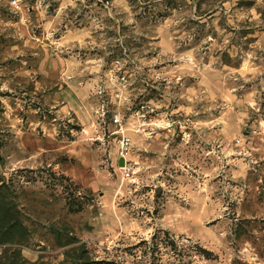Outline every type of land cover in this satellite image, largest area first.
<instances>
[{"label":"rangeland","instance_id":"rangeland-1","mask_svg":"<svg viewBox=\"0 0 264 264\" xmlns=\"http://www.w3.org/2000/svg\"><path fill=\"white\" fill-rule=\"evenodd\" d=\"M0 156L1 264H264V0H0Z\"/></svg>","mask_w":264,"mask_h":264},{"label":"built area","instance_id":"built-area-1","mask_svg":"<svg viewBox=\"0 0 264 264\" xmlns=\"http://www.w3.org/2000/svg\"><path fill=\"white\" fill-rule=\"evenodd\" d=\"M121 65V60L120 59H117L115 62H114V69H112V77H116L119 81L122 82V84L126 83L127 82V76L125 74V72H121L119 73L118 72V68L120 67ZM131 137L129 136H124L121 140H120V143H119V158H124L125 159V165L123 166V176L126 178V179H129L132 177L133 175V168L131 166V164L129 163L128 161V154L130 153V149H131Z\"/></svg>","mask_w":264,"mask_h":264},{"label":"water","instance_id":"water-1","mask_svg":"<svg viewBox=\"0 0 264 264\" xmlns=\"http://www.w3.org/2000/svg\"><path fill=\"white\" fill-rule=\"evenodd\" d=\"M0 158H1V156H0ZM120 164H121V165L125 164V159H124V158H121V159H120Z\"/></svg>","mask_w":264,"mask_h":264},{"label":"trees","instance_id":"trees-1","mask_svg":"<svg viewBox=\"0 0 264 264\" xmlns=\"http://www.w3.org/2000/svg\"><path fill=\"white\" fill-rule=\"evenodd\" d=\"M0 228H1V216H0ZM0 239H1V230H0ZM0 264H1V256H0Z\"/></svg>","mask_w":264,"mask_h":264}]
</instances>
